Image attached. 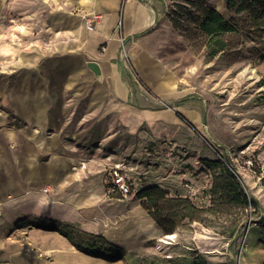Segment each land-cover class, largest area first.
<instances>
[{
    "label": "rangeland",
    "instance_id": "obj_1",
    "mask_svg": "<svg viewBox=\"0 0 264 264\" xmlns=\"http://www.w3.org/2000/svg\"><path fill=\"white\" fill-rule=\"evenodd\" d=\"M143 2L155 19L122 45L121 77L130 105L167 110L169 119L145 122L131 133L113 113L97 107L84 113L82 102L66 108L63 141L53 151L68 160L78 158L73 166L89 174L84 186L104 187V200L83 206L74 224L81 233L102 237L97 248L103 250L104 243L119 247L125 264H264V6L257 0ZM209 10L233 31L207 34L202 23ZM138 56L146 60V70L172 75V96L152 89L135 63ZM8 68L0 56V89H8L18 74L17 67ZM245 68L254 71L253 78L236 82ZM171 108L181 117L169 113ZM185 111L196 112L199 125ZM206 161L220 164L208 167ZM222 164L257 207L237 204L233 188H221L230 184ZM114 169L132 186L126 198L107 190ZM153 187L164 192V207L173 214V237L165 243L146 238L135 220V206L148 215L145 199L138 196Z\"/></svg>",
    "mask_w": 264,
    "mask_h": 264
},
{
    "label": "crops",
    "instance_id": "obj_2",
    "mask_svg": "<svg viewBox=\"0 0 264 264\" xmlns=\"http://www.w3.org/2000/svg\"><path fill=\"white\" fill-rule=\"evenodd\" d=\"M95 16L94 29L101 28L91 38L87 21ZM154 19L143 0H0V56L18 68L8 89H0V264H125L90 256L62 234L65 226L78 229L83 206L104 200V187L84 186L89 174L73 166L78 158L53 149L63 141L66 108L74 102L86 104L84 113L97 107L115 114L134 133L117 111L136 109L127 101L120 53ZM90 61L98 63L100 76L88 68ZM147 111L155 122L169 117L167 110ZM48 142L53 149L46 153L38 143ZM35 219L50 220L55 229L36 227Z\"/></svg>",
    "mask_w": 264,
    "mask_h": 264
},
{
    "label": "trees",
    "instance_id": "obj_3",
    "mask_svg": "<svg viewBox=\"0 0 264 264\" xmlns=\"http://www.w3.org/2000/svg\"><path fill=\"white\" fill-rule=\"evenodd\" d=\"M257 1L264 6V0ZM202 29L209 35L233 31V27L230 25V23L225 22L222 16L215 10H209L207 12V15L202 23ZM178 116L181 117V115ZM226 162L229 163L228 158H226ZM205 164L208 167H212L217 166L220 164V162L206 161ZM222 167H224L225 178L229 179L230 184L221 188L224 189V191L229 190L230 187L233 188L235 191V198L232 195L231 198H234L237 204H240L244 207H247L248 205L257 207L256 201L249 199L248 195L244 192L242 184L238 180L237 176H235L233 171L231 172V170L224 164H222ZM215 185L217 186V183ZM216 193L217 191H213L215 196L217 195ZM111 194L114 195V193ZM227 194L230 195V192L228 191ZM138 198L145 199V201L142 203V207L148 212V216H150L155 221L162 232H165V235L173 234L175 229V226L171 221L173 214L171 213L172 211L170 209H165L164 207L163 203L167 202L165 200L164 192L159 188L153 187L145 190L142 194H139ZM179 202H186L188 204L187 200H181ZM213 203L215 204V199L213 200ZM33 225L47 230L55 229L54 224L50 220L35 219L33 221ZM73 228L75 233L72 229V226L63 227L61 232L63 235L69 238V240L78 250L95 257H101L103 255L109 260H115L121 257L120 254L122 251L115 245L104 243L105 248L103 250L101 248H97L98 242L104 241L101 236L88 235L86 233H81V231L75 227ZM66 229L70 231L68 234L66 233Z\"/></svg>",
    "mask_w": 264,
    "mask_h": 264
},
{
    "label": "bare ground",
    "instance_id": "obj_4",
    "mask_svg": "<svg viewBox=\"0 0 264 264\" xmlns=\"http://www.w3.org/2000/svg\"><path fill=\"white\" fill-rule=\"evenodd\" d=\"M218 4L222 5V0H218ZM131 13V10H130ZM104 25V22L102 23ZM101 28V26H98L96 29L93 27L88 28L90 30V37L96 33V31ZM145 61V62H143ZM136 65L140 70H143V76L148 82V84L154 89L160 96L162 97H169L172 96L175 92V83L174 79L172 78V75L168 72H160L157 68L149 67L148 70L145 69V63L146 60L142 56L136 57L135 60ZM254 71L251 68H245L241 72H239L236 75L235 81H239L241 79H247V78H253ZM120 116L124 119L127 127L131 131H134L142 126L145 123V120L148 121L149 124L155 123V114L150 113L147 111V109H133L130 107H122L120 110H117ZM174 112V109L171 108L170 112L172 114ZM185 114L189 116L191 119H193L198 125H199V115L196 112H189L185 111ZM166 119H169V117H165ZM201 127V124H200ZM38 147L43 150L46 153H49L53 149V145L48 142L45 146L43 143H38ZM140 209H137V216L136 224L139 227V229L142 231L144 236L150 240L154 239H160L162 236L161 229L159 226L155 223V221L150 216H145L140 214Z\"/></svg>",
    "mask_w": 264,
    "mask_h": 264
},
{
    "label": "built area",
    "instance_id": "obj_5",
    "mask_svg": "<svg viewBox=\"0 0 264 264\" xmlns=\"http://www.w3.org/2000/svg\"><path fill=\"white\" fill-rule=\"evenodd\" d=\"M99 16H95L91 18V20L87 21L88 28L93 27L94 23L98 20ZM108 185V192L111 193H118L121 197L126 198L131 193V184L127 177L121 175L117 170L111 171L108 173V178L106 181ZM173 234L164 235L161 238V242H167L171 240Z\"/></svg>",
    "mask_w": 264,
    "mask_h": 264
},
{
    "label": "water",
    "instance_id": "obj_6",
    "mask_svg": "<svg viewBox=\"0 0 264 264\" xmlns=\"http://www.w3.org/2000/svg\"><path fill=\"white\" fill-rule=\"evenodd\" d=\"M87 66L96 76H100L101 70H100V67H99L97 62L90 61V62L87 63Z\"/></svg>",
    "mask_w": 264,
    "mask_h": 264
}]
</instances>
